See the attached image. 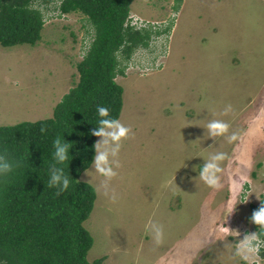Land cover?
I'll return each mask as SVG.
<instances>
[{"label": "rangeland", "instance_id": "rangeland-1", "mask_svg": "<svg viewBox=\"0 0 264 264\" xmlns=\"http://www.w3.org/2000/svg\"><path fill=\"white\" fill-rule=\"evenodd\" d=\"M176 5L132 4L142 21L167 31L162 44L169 38L168 52L153 71L131 62L117 78L125 89L119 120L132 134L122 142V167L111 182L117 201L97 194L85 222L94 239L88 260L264 264L253 244L258 232L247 220L249 204L264 193V0H182L178 10ZM51 6L44 10L51 12ZM82 24L78 14L52 18L36 46L0 45V127L52 115L79 81ZM228 104L232 111L221 115ZM212 119L227 121L229 134L239 132L241 139L208 137L204 127ZM217 151L227 159L219 174L222 186L213 189L199 171ZM88 172L81 179L95 187L103 177L92 166ZM150 220L163 226L159 245L145 230Z\"/></svg>", "mask_w": 264, "mask_h": 264}, {"label": "trees", "instance_id": "trees-1", "mask_svg": "<svg viewBox=\"0 0 264 264\" xmlns=\"http://www.w3.org/2000/svg\"><path fill=\"white\" fill-rule=\"evenodd\" d=\"M42 1L45 6L37 0H0V45L36 46L52 18L78 14L84 52L77 64L79 81L49 118L0 127V152L7 150L11 158L23 162L6 181L0 179V264H102L105 258L88 260L94 239L85 222L97 192L81 176L95 155L98 137L90 133L101 119L98 106L108 108L109 118H120L124 88L117 78L125 76L129 63L152 71L157 67L165 51L158 45L162 26L154 30L150 20L144 27L132 25L135 0ZM176 2L178 10L182 0ZM50 6L51 12L44 10ZM57 137L72 144L68 161L60 165L70 186L59 196L55 187H47ZM257 209L252 205V214ZM253 226L264 240V229Z\"/></svg>", "mask_w": 264, "mask_h": 264}, {"label": "clouds", "instance_id": "clouds-1", "mask_svg": "<svg viewBox=\"0 0 264 264\" xmlns=\"http://www.w3.org/2000/svg\"><path fill=\"white\" fill-rule=\"evenodd\" d=\"M164 34H166V31L162 28L159 37L163 39ZM168 41L169 38L165 40L167 47ZM231 111L232 106L231 104H228L220 114L226 116ZM97 112L101 119H99L96 128L93 129L90 134L100 139L93 146L95 155L91 163L92 168H94L95 172L103 177V179L95 185V191L97 194L102 195L115 203L118 199V194L112 187L111 182L118 176L119 173L117 170L122 167L119 160L122 142L130 137L132 129L123 124L119 119L109 118V110L106 107L98 106ZM204 128L207 130L206 135L213 139L217 137H225L228 143H233L241 139V134L239 132H231L229 134L230 124L222 119H212L208 121ZM45 131L46 129L41 128L42 133ZM53 148L54 163L49 168L50 179L47 187H55L57 189L56 195L59 196L70 186V179L65 174L64 168L60 167V165H64L65 162L68 161L69 150L72 148V144L66 142L65 139L57 137L53 141ZM226 159L227 154L225 152L217 151L211 154L200 167L199 179L210 188L219 189L222 186L219 175L222 171L221 165ZM22 166L23 162L11 158L7 153V150L0 152V179L6 181L10 174ZM86 175H89L87 169ZM236 206L237 205L232 207V212L235 210ZM250 220L252 223L261 226L264 229V203L260 205L259 209L253 212ZM145 230L152 235L153 240L157 245L162 242L164 235L162 225L150 220L145 226ZM254 237L255 234H253V238ZM243 242L248 244L249 237L246 236ZM254 243L255 245H258L257 252H260L261 256V251H264V240L258 236L256 240H254L253 244Z\"/></svg>", "mask_w": 264, "mask_h": 264}, {"label": "built area", "instance_id": "built-area-1", "mask_svg": "<svg viewBox=\"0 0 264 264\" xmlns=\"http://www.w3.org/2000/svg\"><path fill=\"white\" fill-rule=\"evenodd\" d=\"M148 22H144V21H142L141 19H140V17H138V16H136V14L134 15H132L131 16V24L132 25H136V26H139V27H144L146 24H147ZM158 41H159V47H163L162 45H164V52L162 51V53H161V55L163 54L164 56L167 54V51H168V47H167V50L165 49V47H166V43H164V44H162V42H163V39L162 38H158ZM166 53V54H165ZM161 57V56H160ZM261 244V243H260ZM261 246V245H260Z\"/></svg>", "mask_w": 264, "mask_h": 264}, {"label": "flooded vegetation", "instance_id": "flooded-vegetation-1", "mask_svg": "<svg viewBox=\"0 0 264 264\" xmlns=\"http://www.w3.org/2000/svg\"><path fill=\"white\" fill-rule=\"evenodd\" d=\"M252 176H257V174L253 172V173H252ZM263 182H264V178H263ZM245 186H246V188L248 187V186H247V183L244 184V188H245ZM244 188H243V189H244ZM243 193H244V192L241 193V198H242V199H245V197L247 196V193H246L245 195H243ZM258 197L260 198V201H259L258 203L253 202L252 204H249V205H250V208H251L252 205H255L257 208H259L260 205H261L262 203H264V193H261ZM251 215H252V210H251V212L249 213V215L247 216V218H248L247 220L250 221V222H251V220H250V216H251ZM251 226L254 228L252 222H251Z\"/></svg>", "mask_w": 264, "mask_h": 264}, {"label": "crops", "instance_id": "crops-1", "mask_svg": "<svg viewBox=\"0 0 264 264\" xmlns=\"http://www.w3.org/2000/svg\"><path fill=\"white\" fill-rule=\"evenodd\" d=\"M142 1V0H141ZM135 11H138V10H135ZM124 93H125V89H124ZM123 101H124V94H123ZM121 117V116H120Z\"/></svg>", "mask_w": 264, "mask_h": 264}]
</instances>
